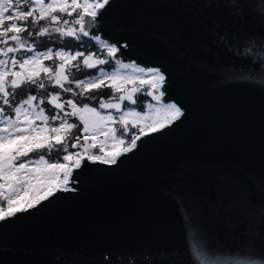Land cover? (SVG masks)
Here are the masks:
<instances>
[{
    "label": "water",
    "instance_id": "water-1",
    "mask_svg": "<svg viewBox=\"0 0 264 264\" xmlns=\"http://www.w3.org/2000/svg\"><path fill=\"white\" fill-rule=\"evenodd\" d=\"M85 30L115 61L159 68L183 115L0 221V264H261L264 86L236 77L264 80V0H109Z\"/></svg>",
    "mask_w": 264,
    "mask_h": 264
},
{
    "label": "snow or ice",
    "instance_id": "snow-or-ice-1",
    "mask_svg": "<svg viewBox=\"0 0 264 264\" xmlns=\"http://www.w3.org/2000/svg\"><path fill=\"white\" fill-rule=\"evenodd\" d=\"M108 3L109 0H0V221L36 207L42 201L53 197L57 191L72 190L68 187L72 172L81 166L85 157L93 162L115 164L119 156L136 147L141 137L164 129L183 115L182 109L176 103L161 106L149 104V112L145 113L129 108L119 117L123 127L122 134L118 136L115 128L108 127L110 122H115L111 113L103 116L87 103L80 107L74 99L62 100V93L87 96L89 91L104 86L105 81H110L114 90L119 92L123 84L139 80L140 84L148 83L152 89L147 95L152 96L154 101L160 102L164 95L161 89L166 81L160 69L140 67L135 62L125 64L117 60V70L111 73H106L100 68L99 75L72 80L70 77L73 68L78 70L82 64L83 67L93 69L98 65L107 64L108 61L98 58L95 53L73 52L65 50L63 46L56 51L52 48L36 51L40 45L29 43L21 35L27 33V36L42 37L51 36L55 32L59 33L61 38L73 37L79 40L78 33L89 36L85 25L96 24L97 18L102 15V10ZM56 13L68 16L75 13L76 17L72 23L79 25V28L64 27L69 25V21L62 20ZM29 20L32 28L36 29L35 32L29 28ZM41 21H46L44 26H39ZM92 38L97 41L101 49H106L109 58L114 59L120 51L115 44L102 40L99 35H94ZM22 50L32 54L18 59L15 54ZM253 53L254 48L250 46L238 52V55L251 56ZM256 55L264 56V51L256 52ZM45 60L54 61V65H45L43 63ZM56 60L59 63H55ZM119 69H130L131 73L121 75ZM236 78L258 82L264 86V80L256 81L253 76L241 75ZM45 80L48 83H45ZM65 82L75 83L81 91L76 92L72 87L66 86ZM48 84L58 86L62 91L42 96L39 103H35L38 100L37 95L28 94L26 99L19 100L13 105V97L16 96L18 89L32 85L35 86L32 91L45 90ZM141 90V88H133L130 92L118 95L114 99L120 102L128 100L135 104L134 95ZM88 98L94 99V97ZM45 100L51 106L48 110H55L51 117L41 106ZM66 106L71 111H65ZM99 107L120 109L121 104L112 103L111 99L108 102L101 100ZM8 109L11 110V114L8 113ZM75 116H78L83 123L84 133H95L106 129L105 140L100 144V152H104L108 140L113 142L112 146L116 150L104 155H95L91 151L96 147L95 138L93 137V143L90 145L85 135L83 144L80 143L79 136L71 144L73 149L79 147L83 155L69 152L67 137L77 125L69 123L68 117ZM129 117L134 121L132 127L137 128L139 134L132 133L129 145L121 148L119 145L125 143L124 136L129 133L127 121ZM36 120L42 121L45 126L39 127L34 123ZM56 122L58 126H52ZM48 132L52 135H47ZM42 150H46L48 155L54 151L66 153L62 159L70 162L71 166L69 163H49L44 154L39 155L35 160L16 163L21 157ZM31 164H35L36 167H29ZM185 223L186 230L190 229L193 233V240L189 242L193 259L199 260L204 256V251L198 229L190 218H186ZM261 264H264V261H261Z\"/></svg>",
    "mask_w": 264,
    "mask_h": 264
},
{
    "label": "trees",
    "instance_id": "trees-1",
    "mask_svg": "<svg viewBox=\"0 0 264 264\" xmlns=\"http://www.w3.org/2000/svg\"><path fill=\"white\" fill-rule=\"evenodd\" d=\"M25 10H27V9H25ZM56 14L61 16L62 20L67 19L69 21V25L64 26V27L71 26V27H74L76 29L79 28V25H75L72 23V21L76 17L75 13H73L72 16H68L66 14H61V13H56ZM45 23H46V21H41L39 26H44ZM29 28L33 32L36 31V29L32 28L30 20H29ZM78 34L80 35L79 40H76L73 37L61 38L59 33H55V32H53L51 34V36H42V37L27 36V33H22L21 35L25 39H27L29 41V43H35L37 45H40L39 47L36 48V51H43V50H47L48 48H52L53 51H56V50H60L61 46H63L65 50H71L73 52L82 51V52H85V54H88L89 52L95 53L98 58L105 59L108 61L107 64L98 65L97 68H93V69L83 67L82 64L78 70L73 68L71 70V77H70L72 80L85 79V78H88L90 76H94L98 73V69H100V68L111 69V68L115 67V65H116L115 59L108 57L106 49H101L100 45L97 43V41L92 38L93 36H83L82 33H78ZM9 35H11V34H9ZM30 54H32V53L24 52L22 50L20 53H17L16 56L18 59H21L24 56L30 55ZM80 59L82 61V58H80ZM93 62H94V60H93ZM43 63L45 65H48V66L54 65V61H50V60H45V61H43ZM55 63H59V61L56 60ZM45 83H48L47 80H45ZM65 85L72 87L73 89H75L76 92L81 91V89H79L75 83L69 84L68 82H65ZM34 88H35V86L26 85L24 89H18L16 96L13 97V105H15V103L18 102L19 100L26 99L28 94L37 95L38 100L36 101V103H39V99L42 96H44L48 93H55V92H61L62 91L58 86H53L52 84H48V87L45 90L36 89V90L32 91L31 89H34ZM122 89L123 88L121 87L120 91L117 92L111 86L110 82L105 81L104 86H102L99 89L89 91L87 93V96L73 95L72 93H62V100L74 99L80 107H82L83 104H85V103L89 104L90 106L95 107V106L100 105L101 100L105 101V100H109V99H114V97L123 94L121 91ZM145 92H146V89L141 90L134 95L135 100H137V103H135V106H137L139 108H143L144 103L150 99V95H147V93H145ZM88 97H94V99H89ZM41 106L46 109V114L49 117H51L54 114V111H55L54 109L51 111L48 110L51 106L49 105L47 100H45V102ZM5 107H7V106H5ZM65 111H71V109L66 106ZM8 113L11 114L10 109H8ZM68 122L77 125L76 128L71 130V132L69 133V135L67 137V143L69 145V152H72L73 154H76V153L81 154L82 153L81 149L79 147L73 149V148H71V144L75 142V138L77 136L80 137V143L81 144L84 143V137L87 133L83 132V123L79 120L78 116L68 117ZM55 124H58V122L53 123V125H55ZM116 127H117V131H119V134L121 135L122 134V128L117 122H116ZM132 133L138 134L139 131L135 132V131H133V129H130L129 133L124 136L125 144L130 142ZM53 143H54V141H53ZM41 154H44L45 157L49 161L69 163V166H71L70 162L63 161L62 157L66 153L61 152V151H54L51 153V155H48L46 150H42V151L30 153L29 155H32L33 157H35V156H38Z\"/></svg>",
    "mask_w": 264,
    "mask_h": 264
},
{
    "label": "rangeland",
    "instance_id": "rangeland-1",
    "mask_svg": "<svg viewBox=\"0 0 264 264\" xmlns=\"http://www.w3.org/2000/svg\"><path fill=\"white\" fill-rule=\"evenodd\" d=\"M45 51V50H43ZM16 55V54H15ZM31 55V54H30ZM27 56V55H26ZM124 63V62H122ZM128 63H132V62H128ZM127 64V63H125ZM117 63L115 65V67L111 68V69H104V71L106 73H111L112 71H115L117 70ZM141 67V66H140ZM17 71L19 69H16ZM121 75H124V74H129L131 73V70L130 69H119ZM96 75H99V72L96 74ZM95 76V75H94ZM89 78V77H88ZM87 79V78H85ZM145 79H148V78H145ZM110 82V81H108ZM111 83V82H110ZM123 89L121 90L123 94H126L127 92H130L133 88H142V90H145L146 89V92L147 93L148 91H150V86L148 83H144V84H140V81L139 80H134L133 82H129V83H125L121 86ZM145 87V88H144ZM136 94V93H135ZM135 99V98H134ZM110 100V99H109ZM109 100H105V102H108ZM111 102L112 103H117L119 102L121 104V107L120 109H108V108H105V109H100L99 106H90V107H93V108H96L101 115L103 116H106L108 115L109 113L112 114V116L114 117V120L115 122H110L108 124V127H111V128H115L117 130V127H116V122L121 126V128L123 127L120 123V120H119V117L120 115L124 112V111H127L129 108H133L135 109V111L137 112H140V113H145V112H149V109H148V105L149 104H153V105H157V106H161L163 104H168L166 102H157V101H154L152 96H150V99L147 100L145 103H144V106L143 108H139L137 106H135V104H132L130 101L128 100H125V101H118L116 99H111ZM36 103V102H35ZM136 103H137V100H136ZM127 121H128V127H129V130L130 129H133V131L137 132L139 131L137 128H134L132 127L134 121H132V119L129 117L127 118ZM34 123L36 125H38L39 127H44L45 125L43 124L42 121H39V120H36L34 121ZM143 123V122H141ZM52 126H58V124H55V125H52ZM47 135L51 136L52 133L51 132H48L46 133ZM118 136H120L119 134V131H117L116 133ZM139 134V133H138ZM87 138H88V143L91 145L93 143V137L95 138V144H96V147L92 148V153L95 154V155H104L105 153H108V152H112V151H115L116 149L112 146L113 145V142L111 140H108L105 148H104V152H100V144L101 142H103L105 140V136H106V129L105 130H101V131H97L95 133H92V132H89L86 134ZM130 143V142H129ZM129 143H124L123 145H119V147L123 148V147H126L127 145H129ZM81 155H83V153H81ZM39 156V155H38ZM38 156H35L33 157L32 155H29L27 157H21L18 161H16L17 164L21 163V162H25L27 160H35L38 158ZM47 159V158H46ZM48 160V159H47ZM49 163H64V162H52V161H49ZM29 167H36L35 164H31L29 165ZM61 179H63V174L61 173Z\"/></svg>",
    "mask_w": 264,
    "mask_h": 264
}]
</instances>
